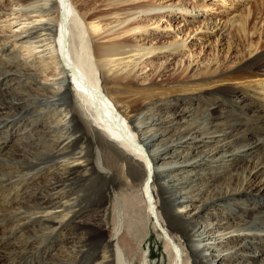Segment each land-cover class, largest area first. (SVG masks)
I'll use <instances>...</instances> for the list:
<instances>
[{
	"label": "rangeland",
	"instance_id": "obj_1",
	"mask_svg": "<svg viewBox=\"0 0 264 264\" xmlns=\"http://www.w3.org/2000/svg\"><path fill=\"white\" fill-rule=\"evenodd\" d=\"M14 1L0 0V12L4 14V19L14 18V16L10 17V9ZM121 1L71 0L72 4H77L84 13L96 14L98 18L112 22L127 18V24L133 28L142 26L141 30L122 37L123 40H128L129 44L135 47L162 49L171 45L184 44L177 53H171L169 50L159 51L162 53L154 63H150L147 58H144L140 62V67H137L140 72L132 90L120 91L121 98L123 101L133 102L144 97L158 95L161 90L149 91V88L147 89L151 81L159 84L173 83L175 86L191 82L188 87H185L187 90L188 88H202L206 93L200 97L192 98L193 103L201 104L200 110L212 105L213 108L225 112V115L214 113L211 121L212 130L228 132L233 130L235 137L230 139V136H224L219 139L221 140L219 145L214 143L196 144L194 148H188L184 144L181 147L180 143L190 139L189 133L197 132L196 129L203 127L201 126L203 125L202 117L193 112L186 114L185 119L180 121L173 120L172 117L174 112L187 107V103L190 102L189 98L177 105L165 107L162 111L154 114V117L160 119L161 122L163 120L166 123L165 128H171L169 130L172 132L171 141L180 145L171 146L167 158H169L168 161H171L170 158L176 156L179 162L185 161L184 164L171 166L175 171L177 169L173 175H178L179 179L189 183L182 192L191 198L194 206H200L201 201V205L204 202L207 203L208 208L203 222L213 225L215 231L223 238L242 236V238L228 243L229 247L234 249L230 252L232 262L227 264H260L264 259V192L254 188L231 196L224 195L227 191L233 192V190L244 188L246 172L251 168L249 166L254 162H264V107L261 106V104L264 105V57L260 58V69L258 72L256 71V77L252 78L258 83L241 86L242 93L258 100V103L254 105L247 104L246 108L238 107L235 104V94H231L230 91L228 93L215 91L219 87L227 88L232 83H214L213 79L219 74H231L237 71L243 66V61L256 59L261 53H264V0ZM154 8L167 9L160 11L159 14L156 12L155 16L147 15L146 12L140 13L144 9L151 11ZM197 12L201 16L193 18ZM214 25H218V27L216 28ZM77 45L80 52L74 56L75 60L88 74H92L93 66L84 54V46L80 39H77ZM156 58L157 55L152 57L153 60ZM22 70L26 75V70L23 67L13 65L0 70V74H6L4 78L2 77L3 79L0 78V96L20 91L21 94H26V82H24L26 76H19ZM52 73L53 70H50L44 74V77L52 79ZM76 90V85L71 83V91L74 95H76ZM171 92L174 95H180L179 88H174ZM196 95H198L197 92ZM2 98L0 97V103L6 101V98ZM5 106H8L6 102ZM11 107L2 110L5 113L8 109L14 111L17 106ZM30 111L29 114L25 112L22 118L16 119L12 123L11 120L7 122L5 118L3 119L5 113L0 110V191L2 190L0 192L2 193V195L0 194V257L8 256L10 258L7 262H0V264H27L26 253L29 250V245H26L30 242H35L38 245L49 239V253H54L58 249L59 239L63 233L52 236L49 232V228L55 227L53 223L58 219L57 214L48 215L42 219L43 221L37 217L46 216L50 211L55 212L53 207L46 208L43 201L57 198L62 190L67 194V197L72 196L77 199L73 205V209L76 210V214L73 216L74 221L67 222V231L63 236L77 237V239L86 241L91 237L90 232L93 234L95 229L109 223L110 229L105 236L111 237L114 230L118 228L120 232L118 238L121 244L133 236L137 239L138 244L145 238L142 245H139H141V249L149 251L151 264H168V258L164 253V243L158 239L155 233L154 224L156 221L148 216L141 191L142 182H136L131 178L125 163H119L118 172L113 178H101L96 174L85 176V167L73 170L68 173L69 175L64 174L61 170L62 165L66 164L68 158L78 157L73 154L82 150L85 155L87 153V157L84 156L86 163H91L98 170L100 166L103 167L97 147L85 142L82 139L81 131L76 133L73 132L74 128H70V133L74 134L71 143L58 144L50 156H46V154L42 157L39 156L36 154V148L39 145L54 143L53 136H50L51 133L46 132L49 121L52 119V113L47 109L40 116V111L33 109ZM10 116L14 115L10 114L8 117ZM34 121L37 122L31 125ZM186 121L192 125L186 127ZM245 132V137H242L240 134ZM19 139L24 141L26 146L20 145ZM55 140L59 141L58 138ZM230 140L235 142L230 144ZM69 145L72 148L68 151L77 150L68 155V158H65L66 156L56 157L59 154L58 150L65 146L69 147ZM75 145L76 148H74ZM176 158L173 161H176ZM217 159L220 161L212 162ZM193 161H195L194 164H192ZM44 170H48L47 178L41 175ZM50 170L53 172L55 170V173H58L56 179L50 176ZM107 171H111L110 167ZM38 172H41V177L34 180ZM177 180L168 182V187L171 189L169 188L167 192H171L175 188ZM155 183L158 184V181ZM40 188L42 191H38ZM109 189H111L110 197L108 196ZM213 198L217 199L213 200ZM162 209L170 218L169 212L163 207ZM108 211H110V215H108ZM31 220L34 222L30 223ZM25 221L26 225H22ZM251 223L252 226L247 230ZM246 225L247 231L245 230L244 233L240 231L239 234H236L235 231L244 229ZM184 228L180 226L181 234H178V237L188 246L189 252H192L187 238L183 235ZM139 230L141 231L139 232ZM41 232L47 233L49 236L42 235ZM103 238L105 237L100 236L99 242H102ZM78 246L81 247L80 244ZM80 249L86 253L83 256L86 257L94 247H81Z\"/></svg>",
	"mask_w": 264,
	"mask_h": 264
},
{
	"label": "bare ground",
	"instance_id": "obj_2",
	"mask_svg": "<svg viewBox=\"0 0 264 264\" xmlns=\"http://www.w3.org/2000/svg\"><path fill=\"white\" fill-rule=\"evenodd\" d=\"M166 9L154 8L151 11L144 9L140 13L146 12L147 15L155 16ZM10 10V17L14 16L11 20L4 19V14L0 12V70L3 67H11L12 65L23 67L26 70V75L22 70L19 76H26V79H24L26 94H21V91L19 93L11 91L12 93L0 96L6 98V101L0 103L1 112H4L2 109L17 106L14 111L8 109L6 113L4 112L5 114L2 113L5 116L3 119L5 118L7 122L11 120L13 123L16 119L22 118L25 112L29 114L30 109L40 111V116L42 112L44 114L48 109L52 113V119L49 121L46 132L51 133L50 136H53L54 143L39 145L36 148V154L41 157L45 154L50 156L52 150H56L58 144L71 143L74 134L70 133V128H74L73 132L76 133L81 131L82 139L97 147L100 163L103 167L100 166L101 168L99 167L98 170L91 163H86L84 156L87 153L85 155L84 150L73 154L78 157L68 158V155L77 150L68 151L72 148L69 145V147L65 146V148L58 150L59 154L56 156H66L65 158H68L66 164L62 165L61 170L64 174L85 167V176L96 174L101 178H113L116 177L119 163H125L131 178L136 182H142L141 191L148 210V216L156 221L154 224L155 233L158 239L164 243V253L168 258V264H227L232 262L230 252L234 248L229 247L230 244L228 243L237 238L240 239L242 236L223 238L215 231L213 225L203 222V217L208 208L207 203L204 202L201 205V201L200 206H194L191 198L182 192L189 183L179 179L178 175H173V172H176L177 169L175 171L171 166L184 164L185 161L179 162L176 156H174L177 159L176 161H173V157L170 158L172 162L168 161L169 158H167L171 146L176 144L178 146L179 144L171 141L172 132L169 131L171 128H165L166 123L154 117V114L162 111L165 107L177 105V103L186 101L189 98L188 100L191 103H187V107L174 112L172 117L173 120L180 121L185 119L186 114L192 112L202 117L203 125L201 126L203 127L196 129L197 132L189 133L190 139L180 143L181 147L184 144L188 148H194L196 144L214 143L219 145L221 143L219 139L224 136H230V139L235 137L233 136V130L229 132L212 130L211 121L214 113L225 115V112L213 108L212 105L200 110L201 104L193 103L192 98L195 96L200 97L206 93L202 88H200L201 90L198 88H188L187 90L185 87H188L191 82L175 86L173 83L159 84L151 81L147 89L149 88V91L159 89L161 93L141 98L139 101H123L120 94V91L132 90L131 88L138 79L140 72L137 67L144 58H147L150 63H154L162 53H159V51L169 50L171 53H177L184 44L171 45L162 49L135 47L129 44L128 40H123L122 37L141 30L142 26L133 28L130 24H127V18L112 22L98 18L96 14L84 13L77 4H72L71 0H15ZM171 11H174V9H171ZM193 16V18H198L201 14L197 12ZM214 27L217 28L218 25H214ZM77 39L81 40V44L84 46V54L93 66L92 74H88L75 60L74 56L80 52L78 51ZM155 54L157 58L153 60L152 57L156 56ZM148 56L152 57L148 58ZM263 57L264 53H261L256 59L243 61V66L237 71L231 74H219L213 79L215 80L214 83L232 84H229L227 88H216L215 91L217 90L219 93L230 91L231 94H235V104L240 108H246L247 104L254 105L258 103L257 99L242 93L241 86L248 83H258L257 80L254 79L253 81L252 78L256 77V73L260 69V58L263 59ZM50 70H53L52 79L44 77V74ZM5 75L0 74V78H4ZM21 83L23 82L21 81ZM71 83H74L77 87L76 95L71 91ZM174 88H179L180 95H174L171 92ZM196 92L198 95H196ZM5 102L9 107L5 106ZM261 106L264 107L262 104ZM10 114L14 116L8 117ZM35 122L37 121H34L31 125ZM185 125L190 127L192 123L186 121ZM5 133L7 135V132ZM240 135L245 137L246 132ZM55 138H58L59 141L56 142L57 139L55 140ZM61 140L63 141L61 142ZM18 141L21 142L20 145L26 146L21 139ZM234 142V140L229 141L230 144ZM76 147L75 145L74 148ZM218 161L220 160L217 159L212 162L217 163ZM109 167L110 172L107 171ZM249 167L251 168L246 172L247 175L244 180L245 187L233 190V192L227 191L224 196H231L254 188L264 192V162H254ZM47 172L48 170H44L42 173L38 172L34 180L40 179V173L44 178H47ZM49 172L51 173L50 176L56 179L58 173H55V170ZM4 176L6 175L4 174ZM175 179H178L175 188L171 192H167L169 189L168 182ZM155 181H158V184ZM10 189L12 190V188ZM38 191H42V189L40 188ZM0 194L2 195V193ZM110 195L111 189L108 193L109 197ZM55 199L50 198L43 201L46 208L53 207L55 212L50 211V213L47 212L46 216L37 217V219L43 221L42 219L48 217V215L57 214L58 219L53 223L55 227L49 228L52 236L61 232L64 234L67 231V222L74 221L73 216L76 214L73 205L77 199L72 198V196L67 197L64 190ZM215 199L217 198H213V200ZM162 207L169 212L170 218L166 216ZM108 215H110V211H108ZM22 225H26V221ZM180 226L185 227L183 235L187 238L192 252H189L188 246L180 241L178 237V234H181L179 231L181 230ZM250 226H252V223L248 225V228L246 225L244 229H238L235 232H237L236 234H239L240 231L244 233L246 228L248 230ZM108 229H110V224L106 223L103 227L95 229L93 234L90 232L91 237L86 241L77 239V237L63 236L62 234L59 239L60 245L54 253L48 251L50 248L48 247L49 239L38 245L35 242H30L26 245H29V250L26 253L27 264H151L149 251L141 249L145 238L139 242L141 245L138 244L134 236L121 244L118 238L119 229L116 228L112 236L107 237L105 234ZM41 234L49 236L44 232H41ZM100 236L105 237L102 242H99ZM79 244L81 247L91 246L94 249L91 253H87L86 257H83L86 253L80 249ZM9 259L8 256H2L0 262H7ZM261 263L264 264V259Z\"/></svg>",
	"mask_w": 264,
	"mask_h": 264
},
{
	"label": "water",
	"instance_id": "obj_3",
	"mask_svg": "<svg viewBox=\"0 0 264 264\" xmlns=\"http://www.w3.org/2000/svg\"><path fill=\"white\" fill-rule=\"evenodd\" d=\"M171 189V187H169Z\"/></svg>",
	"mask_w": 264,
	"mask_h": 264
}]
</instances>
